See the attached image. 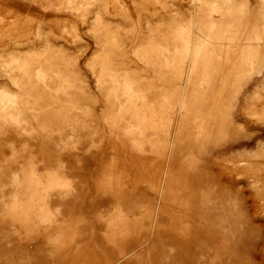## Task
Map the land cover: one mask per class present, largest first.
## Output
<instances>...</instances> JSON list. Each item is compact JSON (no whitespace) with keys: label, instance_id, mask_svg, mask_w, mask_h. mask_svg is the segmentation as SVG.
Listing matches in <instances>:
<instances>
[{"label":"clouds","instance_id":"1","mask_svg":"<svg viewBox=\"0 0 264 264\" xmlns=\"http://www.w3.org/2000/svg\"><path fill=\"white\" fill-rule=\"evenodd\" d=\"M0 264H264V0H0Z\"/></svg>","mask_w":264,"mask_h":264}]
</instances>
